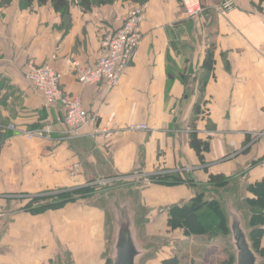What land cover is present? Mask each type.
I'll use <instances>...</instances> for the list:
<instances>
[{"label": "crops", "instance_id": "0c3cea01", "mask_svg": "<svg viewBox=\"0 0 264 264\" xmlns=\"http://www.w3.org/2000/svg\"><path fill=\"white\" fill-rule=\"evenodd\" d=\"M142 1L70 0L67 26L50 4L0 5V124L44 135L1 133L0 264H106L111 246L102 206L78 195L57 210H26L34 198L79 191L102 177L126 179L120 184L130 187L136 208L139 200L151 239L165 231L164 239L184 244L190 238L167 226L169 209L190 201L195 186L219 175L246 185L264 180V137H254L264 131V0H232L229 12L222 0H201L197 18L187 15L183 0ZM138 5L146 8L144 40L119 85H80L74 63H97L104 36ZM29 60L61 74L65 94L81 98L101 133L65 139L61 106L47 107L25 78ZM143 125L149 130L130 129ZM192 136L209 145L204 164ZM76 164L81 173L72 176ZM165 174L184 183L140 189L136 179ZM159 248L150 250L156 252L150 264L177 255Z\"/></svg>", "mask_w": 264, "mask_h": 264}, {"label": "built area", "instance_id": "2783aa9c", "mask_svg": "<svg viewBox=\"0 0 264 264\" xmlns=\"http://www.w3.org/2000/svg\"><path fill=\"white\" fill-rule=\"evenodd\" d=\"M182 4L190 18H197L202 13L201 0H183ZM234 7L235 3L232 0H225L221 9L229 12ZM145 9V6L132 7L120 20V28L104 36L97 63L92 65L81 62L74 63L75 78L80 85L94 87L104 85L110 90L119 85L144 40L142 25ZM24 75L33 89L42 95L47 107L61 106L64 112L62 125L66 140L73 141L85 137H96L97 134L101 133L92 126L96 122V115L85 110L79 96L72 97L65 94L61 86L62 76L50 64L37 65L33 60H29ZM130 129L132 131L149 130L145 125L133 126ZM4 130L24 135L28 140L43 138L44 136L42 132L23 131L15 124L7 126L0 124V135ZM254 137L257 140L264 137V131L256 133ZM80 173L81 166L79 164L70 169L72 176H78Z\"/></svg>", "mask_w": 264, "mask_h": 264}, {"label": "trees", "instance_id": "16d2710c", "mask_svg": "<svg viewBox=\"0 0 264 264\" xmlns=\"http://www.w3.org/2000/svg\"><path fill=\"white\" fill-rule=\"evenodd\" d=\"M14 0H0V5L9 6ZM90 1H96L99 4L103 3H113L115 0H82V4L87 6ZM225 1V0H222ZM21 6L23 8H29L33 4H37L39 6H45L50 4L54 11L60 14L64 23L67 26V23L70 21V0H20ZM136 2V1H135ZM140 0L137 3H142ZM68 30V29H67ZM206 66L208 69H213V58L208 55L206 60ZM1 139V135H0ZM192 148L196 151L199 156V159L202 164H204V156L203 154L209 149V145L207 142H203L198 140L197 136H192L191 142ZM0 149H1V140H0ZM175 181L177 184H183L184 181L179 177L174 175ZM233 179L224 177V176H210L209 183L204 187H217L222 188L226 186H230L231 181ZM167 184V183H166ZM247 191L252 195L251 198H246L244 200L243 205L249 211L251 220H250V230H249V239L252 243L254 251L262 258V264H264V247L262 245V240L264 238V180L256 182L253 185H247ZM95 194V189L93 187H86L79 191L73 192H65L58 194V196L54 197H46V198H34L30 200L26 210H31L32 212H43L45 210H57L62 208L69 202H73L78 195H84L86 197L93 196ZM204 192H197L195 196L188 202H185L181 205L173 206L169 209V219L167 226L172 230H181L185 236H193V235H201L208 236L209 238H215L218 236H222L223 238L231 237V233L229 230V221L228 215L224 208V204L222 201L214 200L207 201L203 198ZM47 200L51 201L46 205H43L39 208L31 209L35 205H42V203ZM238 203V202H237ZM205 208H208V213L204 214ZM240 212L244 213L241 207ZM105 210V208H103ZM106 213L108 212L105 210ZM108 217V213H107ZM109 220V217H108ZM137 225V223H136ZM138 227V225H137ZM139 239L142 242L141 231H138ZM145 248L155 251L156 249H150V247L143 245ZM150 257V255L146 256V258ZM145 258V259H146ZM144 260V259H143ZM143 262V261H142ZM141 262V264H142ZM235 256L234 253L231 252L228 261L223 264H234ZM106 264H112L109 256H106ZM160 264H179V260L177 257H170L163 261Z\"/></svg>", "mask_w": 264, "mask_h": 264}, {"label": "rangeland", "instance_id": "374dc122", "mask_svg": "<svg viewBox=\"0 0 264 264\" xmlns=\"http://www.w3.org/2000/svg\"><path fill=\"white\" fill-rule=\"evenodd\" d=\"M136 3L140 0H134ZM141 6V5H138ZM131 9V8H129ZM175 174H165L161 176H145V177H136V179L140 182V189L142 186H152L153 184H166L169 186H175L179 185L176 182H174L175 177H173ZM126 181V179H123ZM120 178L114 176V177H102L96 180V182H93V184L90 185V187H93L95 189V194L90 197H88V202H95L105 208L108 212V227H107V238L108 243L111 246L113 234H114V225H113V219L110 213V208L108 206V201L105 198L106 195L110 196V193H116L118 194L122 199L130 198L132 201V205L134 207V210L136 212V223L138 225L137 229L138 231H141V238L144 245L150 247V249H160L159 247H169L170 249H173L177 252V255L175 257L178 258L179 264H223L224 262L228 261L229 256L232 253H234L231 245H230V237L229 242L228 238H223L222 236H218L215 238H209L208 236H201V235H193V236H187L190 238L188 241L184 242V244H175L176 240L173 238L170 241H167L165 235V231H160L161 233L158 234H151L154 240L151 239L149 236L150 234L146 232L145 225L142 223L141 217L145 214L144 210L140 206L139 200L136 198L137 201V207L136 208L133 204V196L130 194V187L126 185L120 184L121 181ZM194 187V186H193ZM195 191L197 192H204L203 198H205L207 201H214V200H221L224 204V198L228 195H230L232 198L236 199V202H238L236 205L241 207L244 211V213L241 212L242 217L244 219L246 228L250 230V220L251 216L249 211L245 208L243 205L244 200L247 198V195L249 194L247 191V185L241 182V180H235L233 179L231 181L230 186L217 188V187H200L195 186ZM138 195V194H133ZM138 197V196H137ZM49 201V200H48ZM140 207V208H139ZM224 208L226 210V207L224 205ZM204 214L208 213V208H205ZM227 213V212H226ZM141 214V215H140ZM141 221V222H140ZM172 230V229H171ZM175 231V230H172ZM169 233V232H168ZM149 234V235H148ZM169 235V234H168ZM159 238H162V240H159ZM194 238V239H193ZM171 242V243H170ZM156 252L154 254H151L150 257L143 260L142 264H150L151 258L154 257ZM172 255H174L171 252ZM159 256V255H158ZM263 262V261H262ZM262 264V263H261Z\"/></svg>", "mask_w": 264, "mask_h": 264}, {"label": "water", "instance_id": "95a60500", "mask_svg": "<svg viewBox=\"0 0 264 264\" xmlns=\"http://www.w3.org/2000/svg\"><path fill=\"white\" fill-rule=\"evenodd\" d=\"M105 198L114 225L109 256L112 264H141L150 250L139 239L136 212L131 199H122L116 193H110ZM236 204V199L230 195L224 198L231 233L230 245L235 256L234 264H261L262 258L253 249L240 208Z\"/></svg>", "mask_w": 264, "mask_h": 264}]
</instances>
